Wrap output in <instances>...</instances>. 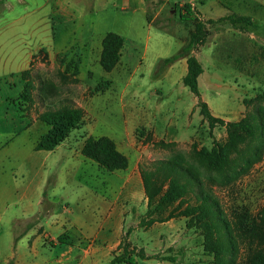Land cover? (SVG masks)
<instances>
[{
  "label": "rangeland",
  "instance_id": "374dc122",
  "mask_svg": "<svg viewBox=\"0 0 264 264\" xmlns=\"http://www.w3.org/2000/svg\"><path fill=\"white\" fill-rule=\"evenodd\" d=\"M186 2L202 19L234 14L248 16L251 24L205 23L204 43L171 63L163 62L181 51L193 30L194 21L181 12ZM145 5L153 12L149 24L135 13L102 11L96 20L99 32L89 43L79 40L84 37L83 29L71 33L57 25V36L66 47L39 55L19 78L7 81L8 85L0 83V109L8 97L31 120L28 132L20 137V147L31 146V155L36 153L37 158H44L45 152L34 150L33 145L49 127L41 120L42 113L69 100L84 115L81 129L69 132L60 151L82 154L79 143L85 135L84 125L92 124L95 133H106L101 136L110 138L127 158L138 160L140 170H154L160 159L191 170V181L179 179L181 196L158 214L164 218L174 210L173 215L141 226L145 210L140 215L133 212L137 223L125 227L121 238L128 241L130 237L149 253L136 257V264H156L144 258L165 264H249L251 249L264 252V218L258 214L264 203V0H145ZM90 28L84 32L90 33ZM103 31L123 38L120 56L121 52L124 56L109 71L100 62ZM148 42L151 59L144 55ZM155 49L160 54L152 58ZM191 54L202 64L197 86L209 112L227 123L251 122L254 135L221 122L209 125L197 98L181 81L186 57ZM105 81H109L106 88L94 90ZM199 192L216 199L226 223L217 227L215 215H205V220L215 224L212 243L197 213L178 215L175 209L179 201L180 209L200 204ZM69 203L73 208V201ZM189 218L192 223L187 225ZM229 238L234 242L232 249ZM209 244L221 247L215 253ZM118 246L113 253L120 251Z\"/></svg>",
  "mask_w": 264,
  "mask_h": 264
},
{
  "label": "crops",
  "instance_id": "0c3cea01",
  "mask_svg": "<svg viewBox=\"0 0 264 264\" xmlns=\"http://www.w3.org/2000/svg\"><path fill=\"white\" fill-rule=\"evenodd\" d=\"M105 10L135 13L146 20L145 0H0V83L8 85L7 81L19 78L39 55L66 47L57 36V25L71 33L91 27L90 33L83 31L84 37L79 39L89 43L99 32L96 20ZM147 45L149 42L144 55L151 59ZM152 53V58L160 54L156 49ZM123 56L121 52L120 58ZM3 100L0 264H107L125 227L136 225L133 212L140 215L146 208L138 160L127 158L126 168L107 171L78 150L60 151L67 138L52 150H37L45 152L44 158H37L36 153L31 155V146L20 147V137L28 132L31 120L16 110L8 97ZM84 126L79 146L88 135H106L95 133V125ZM130 246L143 248L149 255L142 244L131 241Z\"/></svg>",
  "mask_w": 264,
  "mask_h": 264
},
{
  "label": "trees",
  "instance_id": "16d2710c",
  "mask_svg": "<svg viewBox=\"0 0 264 264\" xmlns=\"http://www.w3.org/2000/svg\"><path fill=\"white\" fill-rule=\"evenodd\" d=\"M190 16L189 19L194 21L193 30L189 32L188 39L181 48V51L170 57L162 59L163 62L171 63L177 58L184 56L186 52L191 48L196 47L199 44L204 43L206 37V30L204 28L205 23H213L223 20H228L229 23L235 24L236 22H242L245 24H251V19L248 16H235L234 14H228L217 18H200V14L197 10H194L189 2H186L181 7V12ZM153 12L147 9L146 20L152 22ZM123 46V38L116 32L107 31L101 39V55L100 62L104 70H111L119 60L120 50ZM202 64L195 57L194 54L186 57V71L181 78L182 83L189 88V90L197 98V104L200 106V110L203 116L208 120L210 126L216 122L224 123L226 126L239 127L246 135H254L252 123L242 119L237 122H224L221 118L213 116L205 101H203L198 92L197 77L202 72ZM26 72V71H25ZM24 72V73H25ZM104 86L97 85L94 90H103L109 84V81H105ZM83 109L73 103L66 100L65 102L54 107L52 110H46L41 115V120L44 121L49 127L47 131L40 136V138L34 144L35 150H52L59 143H61L72 129L79 128L83 120ZM82 155L96 162L101 168L107 171H113L116 169H124L128 165V159L126 155L120 152L114 145L113 141L106 137H94L88 135L85 137L82 148ZM156 168L154 170L142 169L140 170L144 194L146 197V209L145 216L140 220L141 226H147L154 221H160L167 219L173 215L174 210H170L167 216L162 218L158 216L163 207L177 200L182 192L183 186L179 182L181 177L186 180H192L194 178L191 170L188 168L165 159L157 160ZM198 198L200 204L187 205L180 209L181 202L175 206V209H179L178 215L190 216L197 213V217L200 220L201 226L204 229L205 236L208 238L209 243L215 241L213 228L215 224L217 227L222 224H226L225 220L220 217L221 210L216 199L211 198L208 194L199 192ZM154 213H156L154 215ZM215 215V224L205 220V215ZM258 214L261 218H264V203L261 206ZM147 216V218H146ZM192 217V216H191ZM192 223L190 218L187 220V225ZM229 247L234 248V242L232 238L228 239ZM213 248V252L217 253V250L221 246L209 244ZM119 252L112 254L111 259L107 264H136L138 258L145 257L144 250L139 248L135 250V246H130V243L125 237L121 238L119 243ZM228 248V246H226ZM136 252V253H135ZM249 264H264V252L257 250H250Z\"/></svg>",
  "mask_w": 264,
  "mask_h": 264
}]
</instances>
